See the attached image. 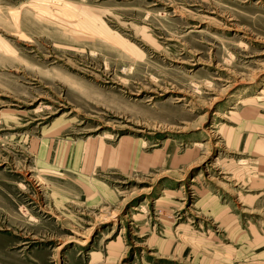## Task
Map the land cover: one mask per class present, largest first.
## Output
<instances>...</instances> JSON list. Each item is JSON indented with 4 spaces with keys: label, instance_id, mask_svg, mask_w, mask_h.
<instances>
[{
    "label": "rangeland",
    "instance_id": "374dc122",
    "mask_svg": "<svg viewBox=\"0 0 264 264\" xmlns=\"http://www.w3.org/2000/svg\"><path fill=\"white\" fill-rule=\"evenodd\" d=\"M0 264H264V0H0Z\"/></svg>",
    "mask_w": 264,
    "mask_h": 264
},
{
    "label": "bare ground",
    "instance_id": "6f19581e",
    "mask_svg": "<svg viewBox=\"0 0 264 264\" xmlns=\"http://www.w3.org/2000/svg\"><path fill=\"white\" fill-rule=\"evenodd\" d=\"M202 144L201 143H196L195 146H201Z\"/></svg>",
    "mask_w": 264,
    "mask_h": 264
}]
</instances>
